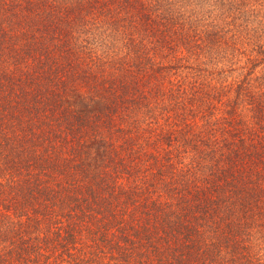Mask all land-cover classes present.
I'll return each mask as SVG.
<instances>
[{"label":"trees","instance_id":"obj_1","mask_svg":"<svg viewBox=\"0 0 264 264\" xmlns=\"http://www.w3.org/2000/svg\"><path fill=\"white\" fill-rule=\"evenodd\" d=\"M0 264H264V0H0Z\"/></svg>","mask_w":264,"mask_h":264}]
</instances>
